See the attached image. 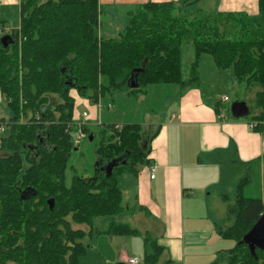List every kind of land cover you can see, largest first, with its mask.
<instances>
[{
	"label": "trees",
	"instance_id": "1",
	"mask_svg": "<svg viewBox=\"0 0 264 264\" xmlns=\"http://www.w3.org/2000/svg\"><path fill=\"white\" fill-rule=\"evenodd\" d=\"M180 6L173 1L141 3L116 35L102 36L98 0H19L18 27L8 33L13 42L7 47L0 42V94L13 111L7 133L0 135V264H93L81 241L87 231L73 224L86 225L92 233L95 219L119 214L123 198L117 176L123 170L136 175L139 164L149 163L139 123L108 125L99 131L96 153L109 161L110 172L73 176L67 183L68 154L74 148L72 89L97 102L105 88L133 95L152 83L197 86L198 58L209 54L218 69L231 67L238 81L258 86L247 120L262 130L264 0H257L256 14L203 13ZM186 40L195 55L189 79L183 80L181 45ZM102 76L109 79L105 88ZM51 94L62 102H50ZM21 116L26 122L19 124ZM89 126L81 129L94 138ZM226 178L224 169L222 180ZM248 180L244 176L237 183L233 203L226 206L232 223L219 230L221 237L237 243L213 264H264V251L252 255L240 243L264 213L263 199L243 195ZM99 232L142 235L141 264H159L163 248L147 231L112 219ZM96 256L102 264L101 255Z\"/></svg>",
	"mask_w": 264,
	"mask_h": 264
},
{
	"label": "crops",
	"instance_id": "2",
	"mask_svg": "<svg viewBox=\"0 0 264 264\" xmlns=\"http://www.w3.org/2000/svg\"><path fill=\"white\" fill-rule=\"evenodd\" d=\"M98 1L100 10L102 5L112 8L108 21L106 23L100 21L99 33L102 36H114L119 32L120 26L122 28L128 23L129 12L141 3L179 0ZM0 2L3 5L19 6V0H0ZM214 2L218 3V0ZM116 4L124 7L123 16L116 9ZM219 5L217 11L221 12L257 13V0H219ZM206 65L209 66V63L206 62ZM147 87L145 92L133 94L139 95L140 103L144 107L142 110L138 109L142 117L135 119L133 123L141 125V132L147 128H154V131L147 135L146 147L149 163L155 162L156 170L154 178H150L148 163L136 174L135 196L137 206L142 210L139 213H144L143 219L146 221L144 223L149 224L146 213H153L156 220H152L151 222L154 223L149 224L152 230L139 231H147L163 248L161 256L164 261L172 264H213L209 260L215 257V253L217 258L224 254V250L218 252L213 247L216 235L223 238L219 234L220 226L217 223L220 217L213 215L209 209L204 214H197L199 197L201 194L205 196L204 202L208 208L210 207L208 197L211 194L216 195V198L219 196L224 198L222 192V187L225 185L223 183L225 181L222 180L224 168L227 177L230 178L236 171L230 182L235 178L239 182L244 176L250 179L252 170L258 167L263 194L264 135L261 129L250 128V121L247 119L231 118L223 110L221 103L218 101L213 103L207 99L199 85L182 88L177 83H152ZM154 89L155 92H164L161 105L157 108L148 104L150 92ZM86 101L91 100L87 98ZM90 103L92 105H88V115L85 116V121L81 122L86 125H97L98 105L97 102ZM166 106L170 107L167 119L163 115L155 116L150 120L151 112L163 113L162 108L165 110ZM221 113L226 117L219 118ZM116 125L120 126L117 123ZM230 155L235 162V168L232 167ZM222 158L226 160V166ZM201 190L203 192L198 196ZM226 198L225 196L224 200L227 203ZM209 222L213 224L210 226ZM115 236L125 237V240L128 237L109 235L111 239ZM136 236L143 242L142 235ZM98 252L101 253V249ZM131 256L126 248L121 247L115 257V264L125 263Z\"/></svg>",
	"mask_w": 264,
	"mask_h": 264
},
{
	"label": "rangeland",
	"instance_id": "3",
	"mask_svg": "<svg viewBox=\"0 0 264 264\" xmlns=\"http://www.w3.org/2000/svg\"><path fill=\"white\" fill-rule=\"evenodd\" d=\"M183 0H179L177 3L181 9H187L192 7V9H202V12H213L217 11L219 5L215 3L214 0H193V3L184 5L182 2ZM192 1V0H190ZM116 9L118 10L119 14L123 16L124 7L120 5H115ZM112 8L106 5H102L101 12L99 14V21L106 23L108 21L109 12H111ZM19 22V6L16 4L10 5H3L0 2V26H2V33L0 37L4 34H8L12 29H16L18 27ZM121 30V26L119 27ZM194 46L190 40H186L181 45V76L183 79H189V74L191 71V64L194 59ZM206 62L209 63V66L206 65ZM198 85L204 91V95L207 97L209 101L213 103L218 101L223 106V110L230 115L231 112L230 107L232 103L236 101L245 102L249 108L250 114H247L244 117H240L237 119L246 120L251 117L252 112L254 111L255 105V93L259 90L258 86L250 85L247 86L245 82L238 81L237 78L234 76L232 68L227 69H218L213 61V58L209 54H202L198 58ZM100 83L105 87L109 84V79L107 76H102L100 78ZM147 86L145 87V91ZM154 89L150 92V102L149 105L153 108L159 107L161 105V100L164 96L163 91H156ZM70 94L74 96L75 100V108L73 111V131L71 132L72 139L76 140L74 142V148L68 154V168L66 170V182L69 183L73 176L76 177H84V178H92L99 174H104L109 167V161L100 158L97 153L96 149L99 144L100 135L99 131L103 129L104 126L108 125H122L124 123H133L136 121L135 119H140L142 114L138 113V109L141 110L144 108L141 105V101L138 94L132 95L128 94L125 90L119 91H108L105 88V91L102 95L98 97L97 105L98 110L96 112L97 116V125H91L89 128L91 131L96 133L95 137L90 140L88 137L81 136L79 130L84 123L81 121H85L86 115H88V105H92L87 100L86 95H81L77 93L75 89L70 91ZM146 94V93H145ZM50 102L58 103L62 102V99L58 95H48ZM155 101V102H154ZM163 113L155 114L151 112L149 114L150 120L154 119L155 116L162 117L163 115L166 117L170 114V107L166 106L164 110L162 108ZM13 116L12 109L8 106L7 100L5 96L0 94V119L3 118L5 120L4 124H0V127L5 128L4 133H0V135L7 133L8 126L7 121ZM19 124L26 122V119L22 116L20 117ZM104 130V129H103ZM154 131V128H147L143 130L141 145L145 149L148 136L151 132ZM7 136V135H5ZM6 153V152H5ZM232 167L235 168V162L232 161V155H230ZM224 166L227 165L225 159L222 158ZM143 164H139L137 166L138 172H141L144 169ZM225 169V168H224ZM231 169V168H230ZM260 170V169H259ZM258 167L252 170V175L248 182L243 187V195L247 197H256L261 198L264 200V193L261 192V174L258 175ZM124 171V170H123ZM121 172L116 179H118V185L122 190V205L123 210L113 216H106V217H99L95 219L94 225L92 228V233H88L89 227L86 225L77 226L73 224L74 228L81 227L87 231L86 236L81 240L86 248L89 250V253L86 257L87 260H90L93 264H101L99 263V258L96 256V253L99 249H101V253L98 252L102 257V264H115V257L119 250L122 248H126L129 252L131 257H138L142 263L144 250H143V242L141 241L140 237L136 235H130L125 240V237L115 236L113 239L109 237V235L99 232L101 229H104L109 221L115 219L116 221H123V223L129 224L131 227L136 228L138 230L141 229H149L152 230L149 224L154 223L151 222L152 220H156V217L153 213L147 214L146 218L148 223L145 219H143L144 213L142 210L137 206L136 201V177L137 175L131 174L129 172ZM236 171L231 174V178L234 176ZM230 177L225 179L223 182L224 186L222 187V192L227 197V203L222 196L216 198V195L213 196L212 194L208 197L210 207L208 208L205 205L204 198L205 196L201 194L203 191H199V204L197 214H204L208 209L211 210L213 215H217L216 217H220V220L217 222L220 228H225L232 223L231 217H225L226 215V206L228 203H233L236 194V185L238 183L237 179H233L230 182ZM230 182V183H229ZM229 183V184H228ZM228 184V185H227ZM225 187V188H224ZM209 193V192H208ZM139 214V215H138ZM137 218L139 220H137ZM213 222H209L211 226ZM142 242V243H141ZM237 241L234 239H225L219 238L218 235L214 238L213 247L218 250H227L233 248L236 245ZM166 261V260H165ZM163 257L158 260V263L165 262ZM210 263H214L217 261V256L215 253V257L211 258ZM8 264H11L8 261ZM216 264H226L223 260L220 263Z\"/></svg>",
	"mask_w": 264,
	"mask_h": 264
},
{
	"label": "water",
	"instance_id": "4",
	"mask_svg": "<svg viewBox=\"0 0 264 264\" xmlns=\"http://www.w3.org/2000/svg\"><path fill=\"white\" fill-rule=\"evenodd\" d=\"M0 42L4 47L12 44L13 39L9 34H4L0 38ZM231 116L233 118L244 117L249 114V108L245 102L236 101L230 107ZM92 140V135H89ZM110 172V167H108ZM51 202V200H50ZM240 243H244L252 255H255L256 249L264 251V213L256 220L252 227L242 236ZM264 261V259H263ZM117 264H126L119 262Z\"/></svg>",
	"mask_w": 264,
	"mask_h": 264
},
{
	"label": "built area",
	"instance_id": "5",
	"mask_svg": "<svg viewBox=\"0 0 264 264\" xmlns=\"http://www.w3.org/2000/svg\"><path fill=\"white\" fill-rule=\"evenodd\" d=\"M2 30L3 29L0 26V34L2 33ZM225 117L226 116L224 114H222V113L219 115V118H221V119H223ZM254 125L255 124L253 122H250L249 123V126L252 129L254 128ZM79 131L81 133V136L86 137V133L85 132H83L81 130H79ZM261 131H262V134L264 135V125H263ZM4 132H5L4 126L3 127H0V133H4ZM73 142L76 143L77 141L73 139ZM148 169H149V173H150V178H154V176H155V170H156V163L155 162H150L149 165H148ZM125 263L126 264H141V261H140V258H138V257H128L126 259Z\"/></svg>",
	"mask_w": 264,
	"mask_h": 264
},
{
	"label": "flooded vegetation",
	"instance_id": "6",
	"mask_svg": "<svg viewBox=\"0 0 264 264\" xmlns=\"http://www.w3.org/2000/svg\"><path fill=\"white\" fill-rule=\"evenodd\" d=\"M19 192V191H18ZM22 197V196H21Z\"/></svg>",
	"mask_w": 264,
	"mask_h": 264
}]
</instances>
